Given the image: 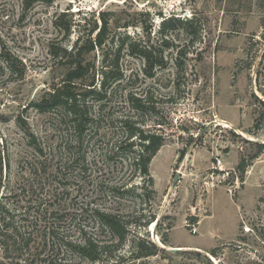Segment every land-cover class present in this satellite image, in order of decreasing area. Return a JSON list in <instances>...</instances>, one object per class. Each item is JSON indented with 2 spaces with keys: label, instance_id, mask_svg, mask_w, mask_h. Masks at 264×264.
<instances>
[{
  "label": "rangeland",
  "instance_id": "1",
  "mask_svg": "<svg viewBox=\"0 0 264 264\" xmlns=\"http://www.w3.org/2000/svg\"><path fill=\"white\" fill-rule=\"evenodd\" d=\"M21 1L0 0V48L25 66L23 79L14 81L0 62V199L33 184L30 217L39 204L81 208L60 231L80 240L83 229L100 246L117 239L91 209L118 214L129 235L112 259L101 252L105 264H264V0H51L25 12ZM66 9L77 21L110 11L119 26L131 23L126 30L112 26L109 41L121 36L130 47L120 56L126 80L103 112L99 134L86 136L87 171L77 178L60 168L68 159L70 126L41 108L63 77L51 44L70 46L76 39L54 31L56 12ZM172 16L180 22L164 31V46L161 22ZM125 93L133 102L124 105ZM122 113L164 140L149 166L152 186L138 177L130 155L107 160L125 139L115 121ZM62 183H69L67 193ZM26 197L20 192L13 202L26 204ZM137 238L146 241L143 252L154 244L157 253L137 258Z\"/></svg>",
  "mask_w": 264,
  "mask_h": 264
},
{
  "label": "trees",
  "instance_id": "2",
  "mask_svg": "<svg viewBox=\"0 0 264 264\" xmlns=\"http://www.w3.org/2000/svg\"><path fill=\"white\" fill-rule=\"evenodd\" d=\"M36 1L44 2L48 6L51 4V0H22V12L29 10L31 4ZM113 18L114 14L110 11H92L84 13L82 19L77 21L66 9L56 12L52 21L58 37L70 39L73 33L76 34V39L70 46H63L57 42H52L50 46L49 55L56 66L63 70V77L53 86L41 107L44 112L56 114L58 123L69 125L71 128L72 138L67 149L68 159L60 167L64 173H70L69 177L77 178L86 173L85 138L87 135L89 137L99 134L98 125L103 122V112L114 97L116 88L126 80L120 68V56L125 50L129 51L130 47L121 36L117 37V40L113 36L110 41L109 37L112 26L117 30H126L131 23L125 21L119 26L120 21ZM179 22L174 16L162 20L163 35L159 39L162 45H167L164 31L174 28ZM193 23V19L185 21V25L191 26ZM95 53L100 59L99 71L96 70ZM162 61V59L157 62L152 61L151 69L156 66L155 64H162ZM0 62L10 76L15 77L14 81L23 79L25 66L18 57H11L8 52L0 48ZM90 100L92 104L88 105ZM136 101L141 102V100ZM129 102H133V99L130 93H125L123 103L126 105ZM94 106L97 110L96 114L92 112ZM138 108L142 109L141 106ZM115 119L121 125L125 139L110 153L111 157L107 160L124 162L130 155L138 177L152 186L149 166L163 146L162 136L146 133L136 127L124 113L116 116ZM133 138L138 142L135 143ZM85 146H88L86 142ZM134 147L138 149L135 150ZM68 184L62 183V194L68 192L69 187H66ZM25 188L22 187L20 192L27 195V199L24 200L26 204L18 205L13 202L20 192L10 193L9 196L4 197V200L0 199V264H105L100 259L101 252H107L110 256L109 260L112 259V253L123 246L129 235L128 223H124L118 214L91 209L92 216L97 217L98 225L117 239L116 244L100 246L91 238H86L83 229H79L78 232L81 236L80 240L67 238L61 233L63 230L60 231L63 229L60 223H64L68 218L70 222H75V219L81 216L82 209L65 211L59 205L50 209L53 204L43 208H41L43 205L39 204L33 211L36 215L30 217L32 209L30 204L34 201L29 199L33 198L35 191L32 189L33 184H30L28 189ZM113 188L117 190L116 187H110L112 191ZM143 188L145 189L144 186ZM18 209L20 211L17 212ZM153 219L154 217H151V221ZM17 221L21 222L22 226H18ZM145 242L143 239H136L137 258L153 256L157 253L154 244H150L151 250L143 252L146 249ZM163 243L166 241L163 240Z\"/></svg>",
  "mask_w": 264,
  "mask_h": 264
},
{
  "label": "built area",
  "instance_id": "3",
  "mask_svg": "<svg viewBox=\"0 0 264 264\" xmlns=\"http://www.w3.org/2000/svg\"><path fill=\"white\" fill-rule=\"evenodd\" d=\"M222 166V162H221V160L220 159H218V158H215V165H214V168L216 169V170H222L221 167ZM186 227H188V228H190V233L191 234H196L197 233V229H196V227L194 226V225H187Z\"/></svg>",
  "mask_w": 264,
  "mask_h": 264
},
{
  "label": "water",
  "instance_id": "4",
  "mask_svg": "<svg viewBox=\"0 0 264 264\" xmlns=\"http://www.w3.org/2000/svg\"><path fill=\"white\" fill-rule=\"evenodd\" d=\"M214 124H217L216 122H214ZM179 175H180V173H177V175H176V177H175V179H174V181H173V184H172V186L175 184V182L177 181V178L179 177ZM156 225V224H155ZM155 225H154V227H155ZM162 249H165V247H161ZM173 251H179V250H177V249H174Z\"/></svg>",
  "mask_w": 264,
  "mask_h": 264
},
{
  "label": "bare ground",
  "instance_id": "5",
  "mask_svg": "<svg viewBox=\"0 0 264 264\" xmlns=\"http://www.w3.org/2000/svg\"><path fill=\"white\" fill-rule=\"evenodd\" d=\"M169 250H174V249H169Z\"/></svg>",
  "mask_w": 264,
  "mask_h": 264
}]
</instances>
